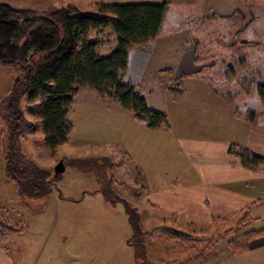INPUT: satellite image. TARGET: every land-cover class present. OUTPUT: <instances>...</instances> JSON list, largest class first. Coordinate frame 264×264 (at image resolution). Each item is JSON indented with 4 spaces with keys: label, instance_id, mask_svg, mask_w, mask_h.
<instances>
[{
    "label": "rangeland",
    "instance_id": "rangeland-1",
    "mask_svg": "<svg viewBox=\"0 0 264 264\" xmlns=\"http://www.w3.org/2000/svg\"><path fill=\"white\" fill-rule=\"evenodd\" d=\"M102 1L111 0H0L18 8L48 11L62 7L95 11L97 3ZM168 2L169 13L159 42L164 43V50L172 47L169 53L181 59L176 72H164L162 79H169L170 86L178 90L192 84H200L205 92L216 88L219 95L232 99L234 112L248 118L256 114L264 123V105L252 85L257 71L263 72L264 79V0ZM95 34L92 39L97 38ZM99 39L103 41L98 49L101 54H108L117 45L112 28L104 30ZM170 40L174 44L168 45ZM198 54L202 58L199 61ZM214 64L216 67L212 68ZM231 65L234 71L229 70ZM182 73L187 82L181 81ZM14 74L0 65V98ZM190 76L197 81H192ZM244 80L246 87L242 90ZM78 88L76 107L70 114L75 128L66 144L55 150L48 148L40 128L30 132L25 140L28 155L51 174H55L60 161L65 164V171L60 172L56 189L48 199L27 201L28 205L20 201L14 184L4 179L0 161V224L4 222L10 227L0 225V244L26 264H135L133 230L126 204L137 209L146 231L161 226L177 229V223L147 220L142 207V181L133 162L124 152H119L118 144L113 141L108 130L111 122L90 110L87 113L85 97H94L98 91L92 87ZM26 116L33 122L38 120L30 112ZM217 224L203 228L193 225L188 233L218 234L222 239L216 246L225 247L230 238L225 232L242 226L243 222ZM147 242L153 264L160 261L172 264L191 252L184 242L164 234L149 237ZM211 256L202 264H213ZM222 258L223 255L216 264H221Z\"/></svg>",
    "mask_w": 264,
    "mask_h": 264
},
{
    "label": "trees",
    "instance_id": "trees-1",
    "mask_svg": "<svg viewBox=\"0 0 264 264\" xmlns=\"http://www.w3.org/2000/svg\"><path fill=\"white\" fill-rule=\"evenodd\" d=\"M168 6L166 1L99 2L95 11L77 7L48 11L0 2V65L15 72L0 98V161L4 179L14 184L20 201L26 205L27 201H44L56 189L62 173L54 169L55 174H51L39 166L25 151V140L30 132L40 128L50 149L68 142L74 128L70 114L76 106L78 86L96 89L101 100L130 111L136 121L150 128L170 129L166 112L153 108L137 84L125 78L130 48L145 49L155 41L166 22ZM108 28L115 32L117 45L108 54H101L98 49L103 41L99 35ZM94 32L97 38L92 39ZM242 44L246 46L245 42ZM196 59L199 61L200 54ZM229 70L234 71V66ZM257 72L252 85L264 105L263 72ZM244 86L245 80L242 90ZM26 112L32 113L37 122L29 120ZM231 153L240 157L245 167L264 173V155L237 144H232ZM136 171L143 175L139 168ZM126 205L133 230L135 264H153L149 237L164 234L187 245L190 255L172 264H202L214 254L217 241L222 239L218 234L196 235L167 226L146 231L137 209ZM249 223L228 229L225 232L230 237L228 242ZM0 225L10 228L4 222ZM252 235L256 234L249 236ZM230 246L238 251L241 243L234 241Z\"/></svg>",
    "mask_w": 264,
    "mask_h": 264
},
{
    "label": "crops",
    "instance_id": "crops-1",
    "mask_svg": "<svg viewBox=\"0 0 264 264\" xmlns=\"http://www.w3.org/2000/svg\"><path fill=\"white\" fill-rule=\"evenodd\" d=\"M132 1L169 0L110 2ZM160 39L145 49L130 48L125 78L137 84L153 108L166 112L170 129L150 128L136 121L130 111L98 95L85 97L87 113L90 110L111 122L108 130L119 152L142 171L140 191L147 220L176 222L177 230L185 232L193 225L250 222L251 227L232 235L225 247L216 246L219 249L211 262L216 264L223 255L221 264H264V232H254L264 229V173L245 167L231 153L232 144H237L264 155V123L256 114L248 118L234 112L232 99L219 95L216 88L205 92L200 84H192L176 94L162 74L175 73L181 56H172V47L164 50ZM181 77L182 82L187 79L184 73ZM233 238L241 243L240 251L231 248ZM15 257L0 244V264H26Z\"/></svg>",
    "mask_w": 264,
    "mask_h": 264
},
{
    "label": "water",
    "instance_id": "water-1",
    "mask_svg": "<svg viewBox=\"0 0 264 264\" xmlns=\"http://www.w3.org/2000/svg\"><path fill=\"white\" fill-rule=\"evenodd\" d=\"M65 170V164L64 162L60 161L56 166H55V172H63Z\"/></svg>",
    "mask_w": 264,
    "mask_h": 264
}]
</instances>
